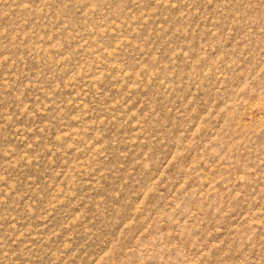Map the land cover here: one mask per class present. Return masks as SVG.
Here are the masks:
<instances>
[{
	"label": "rangeland",
	"instance_id": "rangeland-1",
	"mask_svg": "<svg viewBox=\"0 0 264 264\" xmlns=\"http://www.w3.org/2000/svg\"><path fill=\"white\" fill-rule=\"evenodd\" d=\"M0 264H264V0H0Z\"/></svg>",
	"mask_w": 264,
	"mask_h": 264
}]
</instances>
